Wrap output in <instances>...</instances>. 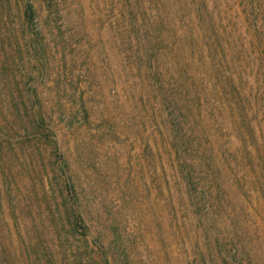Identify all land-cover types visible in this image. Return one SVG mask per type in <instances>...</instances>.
Instances as JSON below:
<instances>
[{"label":"rangeland","instance_id":"rangeland-1","mask_svg":"<svg viewBox=\"0 0 264 264\" xmlns=\"http://www.w3.org/2000/svg\"><path fill=\"white\" fill-rule=\"evenodd\" d=\"M28 2L37 24L23 33ZM28 38L37 41L33 48ZM146 45L154 67L182 102L192 80L204 101L207 84L219 87L221 76L235 75L264 146V0H0V80L8 83L0 82V92L36 90L48 113L47 128L40 129L45 147L38 149L35 133L16 136V151L6 158V181L0 171V231L12 233L17 264H26L24 241L38 238L50 243L57 264L76 254L82 263L101 264L104 257L93 238L109 264L212 262L201 255L197 229L202 224L197 227L187 203L170 202V188L157 182L167 168L166 147L157 124L158 84L147 80L151 68L141 60ZM226 104L220 110L206 103L201 121L226 179L215 190L224 207L216 223L227 240L236 243L240 236L255 264H264V188L252 182L259 168L264 171L263 158L254 160L258 150L246 148L253 143L247 121ZM81 106L89 110L88 118L71 119V108ZM52 131L56 146L47 142ZM23 140L34 161L19 151ZM60 157L70 163L79 193L94 207L87 242L68 230L59 213Z\"/></svg>","mask_w":264,"mask_h":264},{"label":"trees","instance_id":"trees-1","mask_svg":"<svg viewBox=\"0 0 264 264\" xmlns=\"http://www.w3.org/2000/svg\"><path fill=\"white\" fill-rule=\"evenodd\" d=\"M25 6L24 17L21 19L23 33H26L37 24L36 10L33 3H25ZM209 13L207 12L206 17L211 22L212 19ZM26 41L29 48H33L37 42L32 38H28ZM151 46L155 47L154 44ZM144 48L145 56L141 60L143 64L151 68V70L145 71V75L147 80L150 82L156 81L158 84L157 104L159 115L157 124L164 134L162 140L164 147H166L164 166H167V168H164V173L158 174V185L161 187L163 184H167L170 193H172L170 202L181 201L187 203L188 214L192 215L195 223L197 222V227L202 224L197 231H200L201 234L203 243L201 255L204 257L205 262L211 260L210 264H230L231 262L232 264H240L248 260V264H255L256 258L246 249V244L240 239V236H238L236 243L231 242V239L227 240V236L221 234L220 227L217 226L216 220L222 216L224 207L222 206L223 200L218 197L215 190L224 185L226 179L222 174L224 170H221L215 158L214 142L206 137L205 128L201 122L202 110L206 109V103L208 109L214 105L215 108L220 107V110L225 107L226 103V107L232 109H234V105L235 112H238V116L242 118L243 123L247 121L249 136L253 140V143L249 142V147L246 148L250 150L249 148L254 146L256 150L264 151L263 142L260 141L261 137L257 136V132L249 118V111L243 105V91L238 86L237 77L232 73L221 76L223 81H221L219 87L213 86L212 88L210 84H207L204 101L201 100L199 89H194L196 84L192 80L187 90L190 96L185 102H182L179 96L166 86L163 72L154 67V57L151 58V47L146 45ZM157 53L160 54L159 49H157ZM0 82L8 84L3 78ZM20 82L18 81L17 85ZM146 87L148 88V82ZM231 102H233V105ZM28 108L33 110L32 115H29ZM89 113L87 108L81 106L76 107V109L71 108L69 115L71 119L75 118V115H80L81 118L87 116L88 118ZM26 122L28 124L22 129L21 125H25ZM47 123L48 113H46L40 95L36 90L29 91V89L22 86L18 94L12 90L0 92V158L2 160L0 161V171L5 175V181L9 175V163L6 158L10 153L16 151L14 138L16 136L25 138L32 132L38 137V149L44 148L46 142L43 140L44 137L40 129L47 128ZM213 124L216 129H219L216 120L213 121ZM234 125H236V121ZM239 125L246 127L245 124ZM56 136L55 131L47 133L46 137H49L47 142H50L51 146L58 145ZM19 151L26 159L35 160V156L30 153L32 151L25 140L20 144ZM258 151L252 152L254 160L263 158L264 165V156H257ZM40 153L42 152L40 151ZM60 160L58 172L62 197L60 202L57 199L59 213L65 216L68 230L73 234L80 235L87 242V236L90 233L87 221L93 218L92 210L94 207L86 203L79 193L77 182H75L77 175L75 177L72 173L70 163L65 159H61V157ZM257 171L252 182L256 186L259 185L264 188L263 168L261 167ZM16 208V205L12 207L14 212ZM256 213L260 214L259 211H256ZM260 216L263 218L264 223V215ZM2 222L3 220L0 221V224ZM66 223L64 224L65 228ZM6 224H9V222ZM13 224L15 232H18L17 227L20 224L17 221ZM58 226L56 222V228L59 231ZM261 228L264 233V225ZM10 236H12V233L8 229L7 231H0V264H17L19 257L13 252L11 243L13 236L12 239ZM22 239L26 238L22 237ZM92 241L93 245L100 248V257H104L101 264H109V259L105 256L106 252L102 244L96 238H93ZM230 243L231 246H229ZM51 248L50 243H44V238L42 240L38 238L36 241H24L22 247L25 252L24 261L26 264H57L56 255ZM76 256L77 254L73 260L69 257L65 263L85 264L81 262L82 257Z\"/></svg>","mask_w":264,"mask_h":264}]
</instances>
